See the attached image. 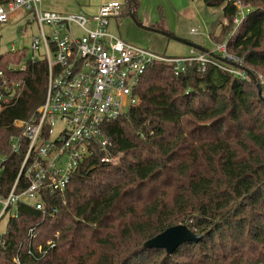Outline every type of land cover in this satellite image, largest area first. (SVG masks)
Here are the masks:
<instances>
[{
	"label": "trees",
	"instance_id": "16d2710c",
	"mask_svg": "<svg viewBox=\"0 0 264 264\" xmlns=\"http://www.w3.org/2000/svg\"><path fill=\"white\" fill-rule=\"evenodd\" d=\"M130 1L136 6L137 0ZM201 1L222 6L228 22L218 19L220 32L210 38L227 41V50L244 56L248 70L264 75V0H242L250 12L227 40L236 6ZM25 56L0 53L5 77L23 81L18 97L0 109V154L7 157L2 196L19 164L7 142L17 131L12 123L28 118L46 90L45 60L27 61L15 74L6 71ZM144 74L137 103L104 122L106 150L99 146L65 190L50 196L56 216L41 221L34 208L16 205L0 243V264H17L27 229L39 221L35 243L45 245L58 232L55 246L20 264H264V100L253 78L210 65L200 71L196 64L176 75L170 65L156 63ZM105 155L117 161L101 162ZM181 223L202 238L172 254L144 247Z\"/></svg>",
	"mask_w": 264,
	"mask_h": 264
},
{
	"label": "built area",
	"instance_id": "2783aa9c",
	"mask_svg": "<svg viewBox=\"0 0 264 264\" xmlns=\"http://www.w3.org/2000/svg\"><path fill=\"white\" fill-rule=\"evenodd\" d=\"M226 1L237 8L230 38L250 9L242 0ZM127 3L102 2L96 12L85 14L45 10L42 0L0 1V24L23 13L32 16L39 27L30 50H10L26 56L20 62L7 64L6 71H23L27 61L45 60L47 67L42 103L28 118L12 123L17 131L9 135L7 142L11 154L19 157V164L8 193L0 195V220L16 217L18 203L38 211L41 221L56 216L58 208L49 204L50 196L65 190L76 169L87 163L99 146L106 150L110 142L103 135L104 122L120 117L137 103L136 87L153 64L170 65L176 75L196 64L200 71L210 65L240 79L251 77L244 56L229 52L227 41L215 43L206 52L191 47L182 56H166L124 41L110 31L109 22L127 9ZM223 23L228 22L224 19ZM4 73L0 67V108L11 104L23 87L22 80L8 79ZM254 74L264 94V75ZM112 160L108 155L101 158V162ZM6 161L4 155L0 172ZM41 221L27 229L14 257L17 264L22 258L38 259L55 246L58 232L45 245L35 243ZM4 228L0 230V243Z\"/></svg>",
	"mask_w": 264,
	"mask_h": 264
},
{
	"label": "rangeland",
	"instance_id": "374dc122",
	"mask_svg": "<svg viewBox=\"0 0 264 264\" xmlns=\"http://www.w3.org/2000/svg\"><path fill=\"white\" fill-rule=\"evenodd\" d=\"M120 1L124 2V0ZM191 2V0H137L136 8L140 11L134 19L127 15L133 24L128 31L133 34L136 32L142 41L141 45L166 56L185 55L192 47L189 42H202L206 48L211 49L214 42L208 36L212 31L215 35L220 32V25L217 22L218 19L224 21L222 6L208 7L202 1ZM42 8L63 13L89 14L91 12L90 0H42ZM151 13L153 14L151 23L142 24L141 17ZM162 27L165 28L164 31ZM38 34L39 27L32 16L17 14L8 23L0 24V53L22 47L30 50V42ZM169 34L186 40V42L176 40ZM227 38L228 36L226 40ZM3 158L4 155L0 154V161ZM114 160L117 161V157ZM6 224L7 217H3L0 220L1 231H4Z\"/></svg>",
	"mask_w": 264,
	"mask_h": 264
},
{
	"label": "crops",
	"instance_id": "0c3cea01",
	"mask_svg": "<svg viewBox=\"0 0 264 264\" xmlns=\"http://www.w3.org/2000/svg\"><path fill=\"white\" fill-rule=\"evenodd\" d=\"M106 1H118V0H90V9H91L90 13L96 12L98 10L97 9L98 6L102 2H106ZM124 1L128 2L127 6H126L127 9H125L123 11V13L120 16H118V18H114V19L110 20L109 25H110V23H112L111 25L113 26L111 28V25H110V27H109L110 31L113 32L114 34H116L118 37L122 38L124 41H127V42H129V43H131L133 45H138V46H142L144 48H147L149 50H154V49H152L150 47H146V46L141 45L142 41L140 40V38L136 34V32H135V34H133V33H130L128 31L130 26L133 27V24H131L132 20L128 16H131V18L134 19L135 17L133 15V13H135V15L138 16V12L140 10L138 8H136L137 4H136V6H134L132 1H130V0H124ZM191 1H192L191 3H194V1H196V0H191ZM197 1H199V0H197ZM138 4H139V2H138ZM192 16H194V13H192ZM152 18H153V14L152 13L150 15L143 16V17H141V23L144 24V25H149V23H151V21H152ZM162 29H163V31L165 30L164 27H162ZM174 33H176V32H174ZM208 37L210 38V36H208ZM138 43H140V44H138ZM190 45L196 51H200V52L204 51V52H206V51H210L211 49H213V47L215 45V42L213 43V46H212L211 49L206 48V46H204V43H202V42H196V43L195 42L194 43L191 42ZM154 51H156V50H154ZM176 56H178V55H176ZM179 56H182V55H179Z\"/></svg>",
	"mask_w": 264,
	"mask_h": 264
},
{
	"label": "water",
	"instance_id": "95a60500",
	"mask_svg": "<svg viewBox=\"0 0 264 264\" xmlns=\"http://www.w3.org/2000/svg\"><path fill=\"white\" fill-rule=\"evenodd\" d=\"M176 40L186 42L175 35L169 34ZM189 44H191L189 42ZM251 78H253L256 88H258L259 96L264 100V96L262 93V87L260 83L255 79V74L253 71H250ZM202 238V235L199 233L193 232L190 228H188L185 224H176L172 227L165 229L164 231L157 233L156 236L148 239L144 243V247L146 248H163L167 254H172L173 251L182 243L185 242H198Z\"/></svg>",
	"mask_w": 264,
	"mask_h": 264
}]
</instances>
